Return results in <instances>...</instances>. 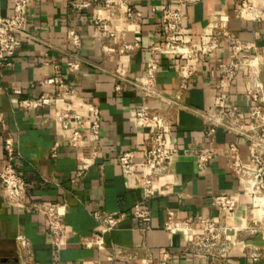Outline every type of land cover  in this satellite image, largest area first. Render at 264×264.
Here are the masks:
<instances>
[{
	"label": "crops",
	"instance_id": "crops-1",
	"mask_svg": "<svg viewBox=\"0 0 264 264\" xmlns=\"http://www.w3.org/2000/svg\"><path fill=\"white\" fill-rule=\"evenodd\" d=\"M243 1L262 13L260 0H200L180 7L186 17L179 35L182 42L200 41L215 17H227L226 37L217 51L196 60L149 50L152 45L163 44L161 12L167 6L176 7L175 0H116L106 8L96 0H31L20 44L10 65L0 69V114L4 125V129L0 126V167L5 156L3 137L9 133L18 153L15 166L24 177L28 197L34 203L63 206L65 233L57 250L45 217L36 210L7 203L0 188V264H21L28 251L35 264H148L149 259L158 258L162 249L171 255L168 264H207L203 257L183 252V234H168L162 225L167 211H173L179 219L222 217L211 203L218 195L239 196V207L233 216L237 227L255 206L244 185L228 171L230 145L236 146L240 159L247 163L245 138L218 128L210 142L204 135L202 116L217 107L214 92L219 65L232 57V43L243 46L238 53L242 62L257 61L259 79L264 84V12L260 18H253L242 10ZM82 3L88 6H76ZM119 5L134 10L138 16L134 24L124 19ZM11 8L12 0H0L1 17L7 16ZM96 17L107 21L106 31L94 24ZM71 30L80 37L79 48L69 40ZM109 32L116 38H110ZM122 42L138 44L124 55L104 50L118 49ZM150 61L157 65L155 82L161 98L146 101L137 83ZM70 62L78 63V69H69ZM183 65L194 72L181 90L178 69ZM246 71L244 65L238 69L225 107L234 111L242 128L248 130L252 102ZM56 76L74 93L58 94L53 85L39 86L40 81ZM117 85L121 87L119 92L115 91ZM13 89H19L20 94L12 93ZM44 93L51 96L50 105L34 110L19 108L21 100L37 99ZM176 99L177 105L172 104ZM140 106L158 110L174 122L168 132L173 153L171 173L158 182L160 194L144 205L150 214L147 223L132 216L134 206L142 199L141 173L133 182L117 164L124 151L133 150L135 160L145 151L153 128L135 125L134 112ZM89 107L100 113V152L85 177L77 180L78 162L88 157L90 141L80 150L70 149L65 142L70 131L61 129L55 117L67 110L86 119ZM56 142L57 156L52 158L50 149ZM206 151L213 156L199 168L196 156ZM94 213L123 215L114 229L102 235V249L86 245L101 230ZM257 215L254 210L253 217ZM20 236L28 241L26 248L20 245ZM236 239L225 258L228 264H264V232L238 231ZM117 250L122 251V257L110 262Z\"/></svg>",
	"mask_w": 264,
	"mask_h": 264
},
{
	"label": "built area",
	"instance_id": "built-area-1",
	"mask_svg": "<svg viewBox=\"0 0 264 264\" xmlns=\"http://www.w3.org/2000/svg\"><path fill=\"white\" fill-rule=\"evenodd\" d=\"M105 8L112 6L116 0H96ZM200 0H175L176 7H165L160 16V23L164 34L162 45H152L149 50L152 53L162 55H173L185 57L187 59H199L213 55L220 46L222 38L226 37V16H217L209 26L208 32L204 33L198 42H182L179 35L183 30L186 20L180 7L187 4H194ZM31 0H12L10 13L0 16V69L10 65L11 58L15 55L16 49L20 44L19 37L24 34L27 26V9ZM262 13L264 12V0H260ZM77 7H87L88 3L76 5ZM123 7L122 5H119ZM243 11L251 14L253 18H260L262 13L258 12L257 7L250 2L243 1L241 4ZM124 19L133 24L138 16L129 6H124ZM94 24L101 31L107 30V21L96 17ZM110 38H116L114 33L109 32ZM69 40L73 47L79 48L81 45L79 35L71 30ZM138 42H122L118 49L104 48L108 52H116L119 55L130 53ZM232 57L219 65V82L214 92V100L217 103L212 111L203 113L204 135L210 142L214 141L216 130L223 128L227 131L235 132L243 136L246 140L248 151V161L244 163L239 155L236 146H229L228 171L234 179L239 181L246 188L247 194L253 199L255 206L250 209L249 215L243 217V223L239 227L234 225L233 216L239 207L238 195H218L212 198V205L222 213V217L210 220L203 217H190L179 219L173 211H167L166 219L162 229L171 235L181 233L186 238L183 252L203 257L207 264H228L225 260L227 255L234 248L238 231H248L249 233L264 232V84L259 79V67L255 59H244L242 62L238 58V53L243 46L232 43ZM245 66L248 96L252 102L249 113L250 128H242L241 119L232 111L227 110L225 103L229 99L228 89L236 76L238 69ZM67 67L77 70L79 65L70 62ZM157 65L150 61L144 68V76L138 81L137 88L141 96L146 101L161 98V92L155 82ZM194 70L187 65L180 66L178 73L182 79L181 90L185 88L187 81ZM53 85L57 88L58 94L70 93V90L62 82L60 77H52L39 82V86ZM121 90L120 85L115 86V91ZM12 93L20 94L19 89H13ZM180 99L178 95L176 97ZM176 101L172 104L177 105ZM51 103V96L44 93L37 99H25L19 103V108L23 110H34ZM89 116L85 119L80 114L67 110L60 111L55 117V122L63 130H69L66 145L73 150H80L85 143L90 141V149L87 158L80 159L78 162L75 178L81 180L85 177L88 170L93 165L100 152L101 119L97 108L89 107ZM134 123L139 128L151 127L146 143L145 151L139 160H135L133 150L124 151L119 154L117 164L122 173L135 182L136 174L141 173L142 199L136 203L132 211V216L145 223L150 220V214L144 207L152 198L160 194L158 182L161 178L171 173L173 153L170 149L168 132L173 125L171 117L164 113L140 106L135 109ZM0 126L4 129L2 115L0 114ZM59 143L56 142L50 149V157L57 156ZM4 160L0 167V188L3 192L4 200L18 208L32 209L41 213L47 221V229L52 237L54 247L59 250L62 246L61 239L64 237L65 226L61 221L64 214L63 206H55L46 203H34L26 193V184L23 175L15 166L18 153L15 151L13 137L5 133L3 137ZM213 156L211 151L200 153L196 156V163L201 168ZM258 212L257 217H253V212ZM95 218L100 222L101 230L98 234L87 241V246H97L102 249V235L108 233L116 227L123 215L99 214L94 213ZM20 245L24 248L28 246V241L24 237L17 238ZM122 257V251L117 250L113 253L110 262ZM171 255L167 250H160L158 258L148 264H168ZM21 264H35L28 251L26 260ZM72 264H103L99 261L92 263H72Z\"/></svg>",
	"mask_w": 264,
	"mask_h": 264
}]
</instances>
